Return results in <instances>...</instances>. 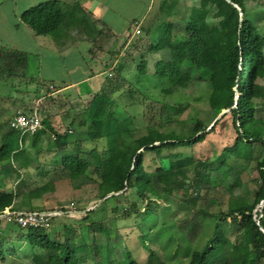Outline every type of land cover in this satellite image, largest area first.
<instances>
[{
	"label": "trees",
	"instance_id": "16d2710c",
	"mask_svg": "<svg viewBox=\"0 0 264 264\" xmlns=\"http://www.w3.org/2000/svg\"><path fill=\"white\" fill-rule=\"evenodd\" d=\"M246 1L199 0L198 6L188 9L185 26L179 33L174 30L172 5L161 0L160 8L167 18L152 27H142L141 37L133 43L124 42L120 61L109 66L110 72L99 90L85 93L89 98L79 113L78 124L86 130L90 147L82 148L81 141L72 139V131L55 129L44 107L37 108L42 128L33 135L11 129L9 119L0 121V212L16 211L17 203L28 211L59 210L65 217L68 213L62 207L36 210L33 201L49 197L56 182L79 176L95 183L97 200L119 193L93 210L80 209L81 217L74 223H55L57 217H53L48 229L20 228L13 223L9 235L8 229L1 230L0 264L9 255L28 256L31 264H122L113 239L121 236L122 229L134 226L136 217L149 214L155 215L157 221L144 224L145 229H140L137 237L148 252V264H163L148 247L160 234L167 232L171 238L176 234L179 243L192 245L206 219L213 223L210 233L200 247L184 249V264H264V118L257 117V112H264V36L253 23ZM19 18L33 36H49L61 44L74 42L78 40L74 36H80L92 45L88 50L91 56L93 49L100 54L105 51L101 37L106 27L98 28V20H93L78 0H46L23 10ZM149 53L161 54L153 63L152 74L147 71ZM135 54L139 62L135 61L134 84L123 71ZM27 61V53L0 45V75L18 78L26 86L35 84L33 78L25 77ZM193 80L208 88L190 99L175 92V88ZM137 83L144 89L157 86L165 98L163 102H151L144 113L145 133L138 136L134 134L133 116L113 96L126 85L124 94L134 98ZM40 86L37 82L34 98L45 94L39 91ZM207 111L211 112L209 118L205 116ZM224 111L227 112L210 127ZM225 117L230 118L228 127L233 138L217 154L196 158L175 152L179 147L192 148L202 143L215 127L225 126ZM187 121L190 136L164 128L165 123ZM47 135L53 141L43 144L41 140ZM100 140L105 141L103 152L111 154L109 162L95 146ZM70 145L74 147L72 151ZM56 153L61 155L60 162L54 158ZM15 155H23L18 166L13 160ZM147 155L152 156V163L145 167ZM237 161L245 166L254 163L257 176L252 179V199H228L223 209L217 193H230L241 184L240 176L231 185L224 182ZM105 167L109 174L103 177ZM216 170L221 171V176L213 175ZM6 177L11 179L8 191L3 182ZM179 192L182 197H178ZM201 195L205 203L197 207ZM169 201L186 205L190 214L178 219L172 212V227L164 221L159 227L163 206ZM258 204L260 210L254 212ZM107 210L110 216H106ZM121 257L124 264H138L129 251H122Z\"/></svg>",
	"mask_w": 264,
	"mask_h": 264
},
{
	"label": "rangeland",
	"instance_id": "374dc122",
	"mask_svg": "<svg viewBox=\"0 0 264 264\" xmlns=\"http://www.w3.org/2000/svg\"><path fill=\"white\" fill-rule=\"evenodd\" d=\"M43 1L46 0H0V45L7 48L22 50L27 53L28 61L27 68L25 69V77L27 79L33 78L35 81V84L26 86V83L18 78L14 79L6 75H0V121L10 119L20 110L27 111L31 108L44 107V109H47L50 113L51 122L55 129L60 132L67 130L72 131L74 135L72 139L75 138L81 141L82 148H87L90 147L91 144L86 140V130L78 124L80 121L79 113L83 110L84 105L89 98L85 93L99 90L104 77L110 72L109 66L112 67L120 61L119 57L122 56L125 51L126 44H124V42H127V44L133 43L136 38L141 37L143 32L142 27H152L158 23V21L165 20L167 15H165L160 8L161 0H152V2L150 0H118L114 3H112V1L115 0H103L110 7L109 12L106 11L102 16L104 24H106L108 28H103L106 33L101 37V45L104 47L105 51L100 54L99 50L93 49L94 55L91 57L89 56L90 52H88V50L92 45L88 42L82 41L77 45V48L71 49L66 55L59 57L58 54L45 51L43 42L46 39H50L49 36H32L31 32L23 26L19 20V15L24 9ZM167 3L173 7L171 16L174 21V30L182 33L186 23L188 9L198 6L199 0H167ZM132 4L135 5L133 10L131 9ZM126 5H128L131 10H125ZM246 8L253 23L256 27L260 28V31L264 36V0H247ZM99 27L102 26L99 25ZM109 29L112 30L116 36L112 35V32ZM136 29H138V32H136ZM127 31H129L130 35H128ZM110 52L113 54L110 55ZM115 53H119V55H115ZM137 54L132 57L133 59L129 61L127 64L128 66H126L123 71V75L126 79L132 81L134 84L135 81H137L135 61L139 62ZM160 57V53L146 54V59L148 60L147 71L149 74L153 73L154 61ZM94 58H98V60H95ZM93 61L95 63V68L101 69L98 72L104 73L99 80L101 81L100 84H96L95 79L91 81H86L85 79L91 76L92 71H95ZM104 64H106L105 67ZM112 73L113 72H111V75ZM36 81L41 83L39 91L45 94L34 98L33 93L36 90ZM144 81L149 85L146 78ZM50 82L56 86H61L63 82H73L75 87L57 91L55 86L52 85L50 87ZM137 84L134 88L138 92L133 91L134 98H129L124 94L126 92L124 91L126 90V85H124L123 88L113 96L118 99L117 101L119 105H121L129 115L133 116L136 127L134 134L138 136L145 133L144 113L147 114L148 107L152 104L151 102H163L165 98L163 99L157 86H149L147 89H144L139 83ZM207 88L208 86L206 84L193 80L190 84L178 86L175 88V92H178L183 97L186 96V98H189L191 96L190 98H192ZM139 90L143 94H141ZM142 98H144V102L142 101ZM146 105L148 106L146 107ZM210 115V111L205 112L206 117L209 118ZM257 117L264 118V112H257ZM229 119L230 118L225 117V126L222 129L215 127L214 132L208 135L202 143L195 145L192 148L179 147L175 152L187 155L192 154L196 158H207L212 154H217V151L233 138V134L228 127L230 125ZM185 123H165L164 128L166 130L174 129L178 134L190 136V130H188V127L190 126L189 122L187 121V124ZM46 141L52 143V136L47 135L41 140L43 144ZM104 144L105 141L103 140H100L95 144L101 154L104 153ZM73 149L74 147L70 145L69 150L72 151ZM102 157L105 162H109L112 159L111 154L109 153L102 154ZM150 157L152 156L147 155L145 157V167L152 163ZM54 158L57 162L61 161V155L59 153H56ZM22 159L23 155H15L13 158L15 165L18 166L17 162H20ZM34 166L35 163L32 162V167ZM108 174L109 168L105 167L103 177L108 176ZM213 175L221 176V171L216 170ZM238 176L241 178V184L235 186L232 192L229 193L220 190L219 193H217V198L223 209H226L228 199L241 196L249 201L252 199V190L254 187L252 179L257 176L254 169V163L245 166L240 161H237L224 182L231 185ZM3 182L7 184L6 190L8 191L11 186V179L6 177ZM178 197H182L181 192L178 193ZM98 201L95 183L87 177L79 176L72 180L56 182L54 192L43 200L33 201V205L36 210H44L47 208L59 209L62 207L66 210L65 213L68 214H66L65 217H63L62 214L57 216L54 222L74 223L81 217L82 211H80V209H91L98 203ZM204 201L205 198L201 195L198 198L197 207H202L205 203ZM14 207L16 211L30 210L27 208H19L17 203ZM260 207L261 204H258L254 212L259 211ZM172 212L177 213L178 219L185 218L190 214L186 205L169 201L163 206L161 212L163 218L158 222L159 227L166 222L171 226L169 216ZM106 214V216L111 215L108 210ZM152 219L157 221L156 216L150 214L143 218L136 217V224H134V226L124 228L120 231L122 238L121 236H118L113 239V243L118 245V248L115 250L116 256L121 260L122 264H124L121 257L122 251H129L132 258L138 264H148V252L140 245L137 237L139 230L145 229L144 224L149 223ZM162 221L164 222L162 223ZM107 224L108 223L106 222V225ZM13 226V223L7 222L0 227V231L8 229L7 234L9 235V227ZM212 226L213 223L211 220H204L203 229L192 245H189L187 242L179 243V241L176 240V234L175 236L172 235L171 238L168 236L169 233L167 234V232H164L153 242L149 243L148 247L156 253L159 263L184 264L186 260L184 257V249L189 247L192 250L196 247H200L206 236L210 233ZM169 230L170 232H175L173 228ZM3 264H31V261L28 256L21 255L20 257H15L9 255ZM151 264L157 263L152 262Z\"/></svg>",
	"mask_w": 264,
	"mask_h": 264
},
{
	"label": "built area",
	"instance_id": "2783aa9c",
	"mask_svg": "<svg viewBox=\"0 0 264 264\" xmlns=\"http://www.w3.org/2000/svg\"><path fill=\"white\" fill-rule=\"evenodd\" d=\"M138 32V29H136ZM9 127L18 131L21 135H33L42 128L38 109L25 113L17 111L9 119ZM61 211H10L6 209L0 212V227L7 222H12L20 228H42L50 227L51 219L61 215Z\"/></svg>",
	"mask_w": 264,
	"mask_h": 264
},
{
	"label": "crops",
	"instance_id": "0c3cea01",
	"mask_svg": "<svg viewBox=\"0 0 264 264\" xmlns=\"http://www.w3.org/2000/svg\"><path fill=\"white\" fill-rule=\"evenodd\" d=\"M79 1V3L85 8V10L87 11V12H89V13H91L92 14V19L93 20H98V25H97V27L98 28H102L103 26H105L106 27V29H108L107 28V26H106V24H104V21H103V18H102V16H103V13H105L106 11L107 12H109V5H107L106 4V2H104L103 0V2L101 1V0H78ZM116 1H118V0H115V1H112V3H114V2H116ZM151 2H152V0H150ZM63 2H69V0H63ZM150 2V3H151ZM117 5V4H116ZM134 6L135 5H131V9L133 10L134 9ZM117 7H118V5H117ZM116 7V8H117ZM113 9V8H112ZM129 7H128V5H126L125 6V10H131ZM25 10V9H24ZM118 15V14H117ZM20 16V15H19ZM135 19V18H134ZM19 20H20V18H19ZM132 21H133V19H132ZM131 21V22H132ZM21 23V22H20ZM137 23V22H136ZM138 23H140V22H138ZM22 24V23H21ZM23 25V24H22ZM99 25L100 26H102V27H99ZM23 26H25V25H23ZM26 27V26H25ZM27 28V27H26ZM28 29V28H27ZM29 30V29H28ZM110 30V29H109ZM30 31V30H29ZM108 31V30H107ZM111 32H112V30H110ZM31 32V31H30ZM128 32V31H127ZM113 34H114V32H112ZM32 34V33H31ZM115 35V34H114ZM32 36H33V34H32ZM116 36V35H115ZM75 37V39H78V40H76V41H71V40H69V41H64L63 42V44H61V43H56V42H54L51 38L50 39H46L44 42H43V44H44V47H45V51H49V52H52L53 54H58V56L59 57H61L62 55L64 56V55H66L71 49H75V48H77V45L80 43V42H82V41H85V40H81V38H80V36L78 37V36H74ZM86 42V41H85ZM15 49V48H14ZM18 50V49H17ZM22 51V50H21ZM24 52V51H23ZM26 53V52H25ZM89 56H91L90 54H89ZM92 57V56H91ZM95 60H98V58H94ZM93 63H94V61H93ZM93 66H94V70L95 71H92L91 72V76L90 77H87V78H85L86 79V81H91V80H93V79H95L96 80V84L97 83H99L100 84V82L101 81H99L100 80V78H101V76L104 74V73H102V72H98L99 70H101V69H97V68H95V63L93 64ZM99 73V74H98ZM55 86L56 88H57V91H61V90H63V89H69V88H72V87H75V84L73 83V82H68V83H64L63 82V84L61 85V86H56V85H54L52 82H50V87L51 86Z\"/></svg>",
	"mask_w": 264,
	"mask_h": 264
},
{
	"label": "water",
	"instance_id": "95a60500",
	"mask_svg": "<svg viewBox=\"0 0 264 264\" xmlns=\"http://www.w3.org/2000/svg\"><path fill=\"white\" fill-rule=\"evenodd\" d=\"M239 10V9H238ZM240 11V10H239ZM240 16H241V13H240ZM237 99V98H236ZM227 111H224V112H222L220 115H218L217 117H216V119L214 120V122L211 124V126L218 120V119H220L221 117H222V115H224V113H226ZM210 126V127H211ZM210 127H209V129H210ZM117 194H119V193H110V194H108V195H106L104 198H102V199H100L99 201H98V203L94 206V207H92L91 209H87L86 211H88V210H93V209H95L97 206H99L106 198H108V197H110V196H112V195H117ZM85 212V211H84Z\"/></svg>",
	"mask_w": 264,
	"mask_h": 264
}]
</instances>
